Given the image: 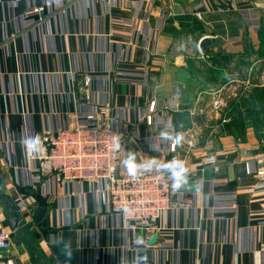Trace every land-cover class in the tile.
I'll return each instance as SVG.
<instances>
[{
	"label": "crops",
	"instance_id": "crops-1",
	"mask_svg": "<svg viewBox=\"0 0 264 264\" xmlns=\"http://www.w3.org/2000/svg\"><path fill=\"white\" fill-rule=\"evenodd\" d=\"M39 6L45 12L31 14ZM263 10L264 0H0V176L47 264H143L145 255L147 264H264V189L253 160L264 129L246 121L264 119ZM102 106L123 139L122 175L128 152L185 161L187 183L152 230L111 214L92 183L33 173L49 134ZM161 131L183 135L175 152ZM32 133L43 147L29 155L20 137ZM210 156L217 164L203 166ZM23 189L44 199L40 220ZM0 231H11L1 203ZM4 257L34 264L14 235Z\"/></svg>",
	"mask_w": 264,
	"mask_h": 264
},
{
	"label": "built area",
	"instance_id": "built-area-1",
	"mask_svg": "<svg viewBox=\"0 0 264 264\" xmlns=\"http://www.w3.org/2000/svg\"><path fill=\"white\" fill-rule=\"evenodd\" d=\"M264 11V10H263ZM45 12L43 6L33 8L31 14ZM43 21V19H40ZM91 83L89 75L83 78V88ZM88 100V98H87ZM215 111H221V100L213 103ZM155 104L149 108L146 120L152 125ZM94 117L84 123L75 119L69 127L51 133L45 140V153L37 159L39 167L33 170L41 178L56 177L60 184L89 182L95 186L98 195L106 196L107 207L111 214L119 216L125 224H134L141 229L152 230L156 221L171 209V199L177 188H173L169 173L152 171L139 173L135 178L121 174V156L123 139L110 126L111 113L107 106L98 107ZM228 123L223 120L222 124ZM119 137L120 149H113L114 138ZM183 143L170 145L175 152ZM207 151L214 150L213 145H206ZM259 188L264 189V141L257 147L254 159ZM214 156L206 158L203 166H214ZM191 209L192 205H181ZM13 233L0 231V264H8L5 255L12 248Z\"/></svg>",
	"mask_w": 264,
	"mask_h": 264
},
{
	"label": "clouds",
	"instance_id": "clouds-1",
	"mask_svg": "<svg viewBox=\"0 0 264 264\" xmlns=\"http://www.w3.org/2000/svg\"><path fill=\"white\" fill-rule=\"evenodd\" d=\"M160 137L164 140H171L175 144H180L183 140L181 133L173 135L169 131H161ZM20 144L23 151L29 155L40 153L43 147V139L39 133H32L28 135H21ZM113 149L119 151L121 145L119 137L114 138ZM124 167L127 170L129 176L135 178L141 172H149L155 169L156 171H163L169 173V177L172 180L173 188H180L183 184L187 183L188 169L185 161L179 158H173L168 161H159L155 158H149L143 161H138L137 156L133 152H128L125 159L122 161ZM55 239V238H53ZM63 248L60 250L66 261H70L72 258V252L67 242L61 241ZM143 264H147V256L141 258Z\"/></svg>",
	"mask_w": 264,
	"mask_h": 264
},
{
	"label": "water",
	"instance_id": "water-1",
	"mask_svg": "<svg viewBox=\"0 0 264 264\" xmlns=\"http://www.w3.org/2000/svg\"><path fill=\"white\" fill-rule=\"evenodd\" d=\"M23 192L33 196L40 205V210L37 215V220H40L45 214V201L37 194L35 190L23 189ZM0 203L4 206L7 216L8 223L11 232L18 240L19 244L24 245L25 251L33 261L34 264H47L45 259L41 256L39 250L32 242L29 232L32 228L31 225L26 223L25 218L22 216L20 209L11 199L10 195L5 189V184L0 176ZM158 235H154L149 242L150 246H154L157 243Z\"/></svg>",
	"mask_w": 264,
	"mask_h": 264
},
{
	"label": "trees",
	"instance_id": "trees-1",
	"mask_svg": "<svg viewBox=\"0 0 264 264\" xmlns=\"http://www.w3.org/2000/svg\"><path fill=\"white\" fill-rule=\"evenodd\" d=\"M246 117H247V119H246V121L247 122H250V123H252L253 125H255V127L257 128V126H260V122H261V128L262 129H264V119L262 120V121H260V120H258V121H256L254 118H250V116H248V114L246 115ZM242 122V121H241ZM241 122H238L237 124H235V126L238 128V126L239 125H243V123H241ZM230 123V122H229ZM227 124V127H226V131H227V133L228 134H230L231 136H234L235 138H237L238 140H241V139H244L245 138V136H243L242 134H233L234 132H232V130H231V128H232V126H234V125H230V124ZM257 125V126H256ZM259 131V130H258ZM258 138L259 137H264V136H257ZM260 139V138H259Z\"/></svg>",
	"mask_w": 264,
	"mask_h": 264
},
{
	"label": "rangeland",
	"instance_id": "rangeland-1",
	"mask_svg": "<svg viewBox=\"0 0 264 264\" xmlns=\"http://www.w3.org/2000/svg\"><path fill=\"white\" fill-rule=\"evenodd\" d=\"M233 138H235L234 136H232ZM256 137V136H255ZM235 139H237V138H235ZM238 140V139H237Z\"/></svg>",
	"mask_w": 264,
	"mask_h": 264
}]
</instances>
